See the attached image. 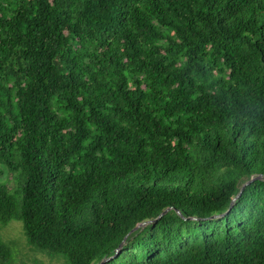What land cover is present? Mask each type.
Returning a JSON list of instances; mask_svg holds the SVG:
<instances>
[{"label":"trees","instance_id":"16d2710c","mask_svg":"<svg viewBox=\"0 0 264 264\" xmlns=\"http://www.w3.org/2000/svg\"><path fill=\"white\" fill-rule=\"evenodd\" d=\"M0 164L66 264H264V0H0Z\"/></svg>","mask_w":264,"mask_h":264},{"label":"rangeland","instance_id":"374dc122","mask_svg":"<svg viewBox=\"0 0 264 264\" xmlns=\"http://www.w3.org/2000/svg\"><path fill=\"white\" fill-rule=\"evenodd\" d=\"M0 183L9 179V172L0 164ZM0 240L11 250V264H66L61 256H49L28 245L20 221L11 220L0 229Z\"/></svg>","mask_w":264,"mask_h":264},{"label":"water","instance_id":"95a60500","mask_svg":"<svg viewBox=\"0 0 264 264\" xmlns=\"http://www.w3.org/2000/svg\"><path fill=\"white\" fill-rule=\"evenodd\" d=\"M258 178H260V177H258ZM250 182H251V180H249L247 183H245V184L241 187V190H240L239 194L236 196V198L240 195V193H241V191L243 190V188H244L246 185H248ZM236 198H234L233 201H234ZM221 216H223V215H219V216H216V215H215V216H212V218H217V217H221ZM152 222H153V221H146V222L140 223V224H138L135 228H133V230H132L131 232H133V231H135L136 229H138V228H140V227H143V226H145V225H147V224H150V223H152ZM125 238H126V237H125ZM123 244H124V241H122V243L119 245L118 249L116 250L115 254H114L112 257H110V258H103L102 261H101L99 264H104L105 262L109 261L110 259H113V258L117 255V253L119 252V249L122 247Z\"/></svg>","mask_w":264,"mask_h":264}]
</instances>
